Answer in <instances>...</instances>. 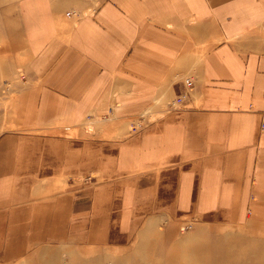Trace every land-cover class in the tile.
Returning a JSON list of instances; mask_svg holds the SVG:
<instances>
[{
    "label": "crops",
    "instance_id": "crops-1",
    "mask_svg": "<svg viewBox=\"0 0 264 264\" xmlns=\"http://www.w3.org/2000/svg\"><path fill=\"white\" fill-rule=\"evenodd\" d=\"M64 3L18 4L0 264L118 243L149 218L264 232V0H81L68 17Z\"/></svg>",
    "mask_w": 264,
    "mask_h": 264
},
{
    "label": "rangeland",
    "instance_id": "rangeland-1",
    "mask_svg": "<svg viewBox=\"0 0 264 264\" xmlns=\"http://www.w3.org/2000/svg\"><path fill=\"white\" fill-rule=\"evenodd\" d=\"M20 1L0 0V142L10 130L13 102L26 81ZM62 1L68 12L76 10L81 0ZM111 131L110 138L121 133L116 126ZM136 225L118 243L85 246L76 238L52 242L34 247L27 257L11 264H264V232L209 217L192 222L149 218Z\"/></svg>",
    "mask_w": 264,
    "mask_h": 264
},
{
    "label": "built area",
    "instance_id": "built-area-1",
    "mask_svg": "<svg viewBox=\"0 0 264 264\" xmlns=\"http://www.w3.org/2000/svg\"><path fill=\"white\" fill-rule=\"evenodd\" d=\"M69 15H73V12L72 11H68V12H66L65 13V16L66 17H68ZM22 79H23V77H22ZM192 78L191 77H188V79H186L185 81H184V87L187 89V90H189V88H191V86H192ZM181 102V98H176V99H174V102L173 103H171L170 105V107H174L175 105L174 104H177V103H180ZM140 124H138L137 126H133V127H131V131H136L140 126H139Z\"/></svg>",
    "mask_w": 264,
    "mask_h": 264
}]
</instances>
